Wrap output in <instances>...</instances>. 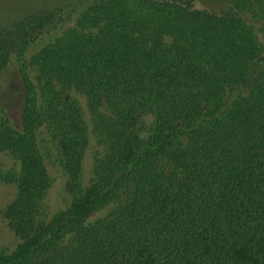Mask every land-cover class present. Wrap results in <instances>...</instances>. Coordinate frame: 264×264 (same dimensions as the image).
<instances>
[{"label": "trees", "instance_id": "trees-1", "mask_svg": "<svg viewBox=\"0 0 264 264\" xmlns=\"http://www.w3.org/2000/svg\"><path fill=\"white\" fill-rule=\"evenodd\" d=\"M205 2L94 0L31 57L37 86L8 65L61 15L0 25V151L19 164H0L19 238L0 264H264V33L244 19L264 22V0ZM71 89L102 147L84 188L88 124ZM40 127L73 195L48 219Z\"/></svg>", "mask_w": 264, "mask_h": 264}, {"label": "rangeland", "instance_id": "rangeland-1", "mask_svg": "<svg viewBox=\"0 0 264 264\" xmlns=\"http://www.w3.org/2000/svg\"><path fill=\"white\" fill-rule=\"evenodd\" d=\"M94 0H0V25L11 26L25 21L33 14L55 12L61 15L58 25H52L44 29L30 44L19 59H14L8 67H22L27 73L28 78L35 84L37 83V73L31 63V57L41 45L58 35L63 29L74 25L81 12ZM207 0H195V5L199 7L210 6ZM212 8H216L215 6ZM244 19L252 27L258 40L263 39L264 22L257 14L247 11ZM14 74L9 79H14ZM65 98L74 100L82 110L84 118L88 124V144L84 155L83 166L80 174L81 186L84 188L93 179V165L95 159L101 153V145L92 131L91 113L88 109L87 99L83 93L71 89L64 93ZM37 143L44 157V163L49 175L50 186L47 188L41 200V216L48 219L55 212L63 211L68 208L73 198L68 188V179L62 170L57 157V146L49 138L44 127L37 131ZM0 164L4 170L16 171L19 164L16 157L9 151H0ZM16 194L14 183L0 179V254L10 252L18 243L19 238L9 227L3 216L5 206L12 201ZM107 209L94 212L90 219H96L104 215Z\"/></svg>", "mask_w": 264, "mask_h": 264}]
</instances>
